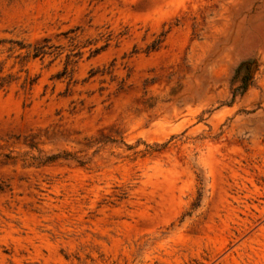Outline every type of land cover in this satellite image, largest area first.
I'll return each instance as SVG.
<instances>
[{"label":"rangeland","instance_id":"374dc122","mask_svg":"<svg viewBox=\"0 0 264 264\" xmlns=\"http://www.w3.org/2000/svg\"><path fill=\"white\" fill-rule=\"evenodd\" d=\"M0 264H264V0H0Z\"/></svg>","mask_w":264,"mask_h":264},{"label":"trees","instance_id":"16d2710c","mask_svg":"<svg viewBox=\"0 0 264 264\" xmlns=\"http://www.w3.org/2000/svg\"><path fill=\"white\" fill-rule=\"evenodd\" d=\"M55 157H50V158H48L47 160H51V159H54Z\"/></svg>","mask_w":264,"mask_h":264}]
</instances>
